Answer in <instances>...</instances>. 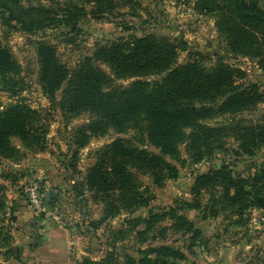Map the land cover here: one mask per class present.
Listing matches in <instances>:
<instances>
[{"label": "trees", "instance_id": "16d2710c", "mask_svg": "<svg viewBox=\"0 0 264 264\" xmlns=\"http://www.w3.org/2000/svg\"><path fill=\"white\" fill-rule=\"evenodd\" d=\"M48 1L58 8L40 1L25 6L22 0H0L2 23L27 34L50 27L71 28L74 33L85 18H134L142 9L138 0H86L84 3H93L89 11L79 0H64L62 5L57 0ZM125 8L128 12L123 13ZM193 10L197 15L214 18L220 38L225 39L226 55L216 56L211 66L207 62L212 57L193 52L183 36L129 34L96 47L91 56L70 69L61 61L55 45L47 41L36 44L42 93L60 109L67 123L89 117L73 129L75 160L79 150L92 139L105 137L111 131L122 135L134 130L137 144L158 150L152 152L120 137L94 152V163L73 189L78 196L88 191L92 200L102 205L103 217L93 224L95 229L123 213L149 208L155 198L153 187L162 188L167 180L179 178L178 165H186L185 154L190 163L198 164L218 151H227L228 138H234L237 148L232 152L240 158L254 157L264 147V117L259 122L238 119L264 104V86L239 83L246 72L226 61L227 57L256 59L264 68V8L259 0H194ZM121 27L131 30L126 23ZM181 52H188V60L180 64ZM21 70L19 61L0 39V87L13 98L19 97L27 85ZM129 80L133 81L127 86L118 84ZM41 114L23 101L3 107L0 167L5 161L19 164L28 153L45 150L47 124ZM218 118L231 121L218 126L209 124ZM14 139L21 145H15ZM144 177L151 180V186L142 185ZM17 181V175L11 172L0 173V213L7 208L5 183L13 185ZM205 191L209 194L206 204L202 202ZM191 195V202L177 200L165 212L150 211L145 218L126 220L129 229L144 227L136 231L139 243H146L150 234L156 240L166 238L169 231L180 232L189 241L183 248L194 253V248L207 240L187 217V211L202 213L204 220L236 216L237 225L248 224L249 218L244 221V215L253 208L264 210V164L254 174L243 176L234 172L232 164L224 163L199 175ZM166 221L171 225L163 226ZM5 249L4 259L21 262V247L9 245ZM137 254L134 257L125 252L121 258L110 251L100 260L86 259L83 264H181L187 259L182 248L167 244L140 248ZM248 264H264V259Z\"/></svg>", "mask_w": 264, "mask_h": 264}, {"label": "rangeland", "instance_id": "374dc122", "mask_svg": "<svg viewBox=\"0 0 264 264\" xmlns=\"http://www.w3.org/2000/svg\"><path fill=\"white\" fill-rule=\"evenodd\" d=\"M40 1L45 5H52L48 0H22L25 6L37 4ZM78 2V0H75ZM79 0L80 5H85L87 11L93 7L92 4ZM142 9L138 10L137 17H123L119 19L104 18L100 21L85 18L78 24V30L70 32L71 28L50 27L45 30L27 34L20 30H13L2 23L0 17V39L14 54L21 64V76L26 81L25 90L19 97H12L3 92L0 87V104L2 108L16 102L23 101L34 109L41 111L44 123L47 124L45 135L46 148L44 151L28 153L26 159L19 164L5 161L2 170L17 175L15 184H6V206L4 213H0V248L4 251L5 246L22 247L24 250L21 262L13 259L9 264H39L30 260L27 251H33V247L43 242L42 230L52 228L54 235H50L51 247L57 245L58 251H54L55 261L46 259L40 264H83L86 259L97 261L102 259L107 252L113 251L122 258L123 254L129 253L138 257L137 250L147 246L167 244L182 248L187 259L181 264H248L264 259V227L255 229L250 224L237 225V217L224 219H202V213L187 211V217L201 229L206 244L194 248V253L185 250L188 236L180 232L169 231L166 238L150 239L139 243L136 231L129 229L126 220L138 217H147L150 211L165 212L175 205L177 200L192 201L191 189L195 179L210 170L220 168L224 163L232 164L236 174L249 176L257 172L264 164V147L257 151L254 157L240 158L232 150L237 148L234 138H228L227 151H218L212 158L206 159L198 164L190 163L187 155H184L187 163L180 166V175L177 180H167L162 188H154L155 198L149 208H140L131 213H123L118 218L107 220L96 229L93 224L103 217V207L96 204L88 191L85 196H78L73 187L85 176L87 169L94 163V152L104 145L110 144L117 138H125L136 144V133L134 130L126 134H116L111 131L107 136L94 138L87 147L79 150L76 160L74 152L77 150L73 143L74 128L89 120L83 116L67 123L62 117L58 107H55L42 93L38 83V62L36 44L47 41L57 48L58 55L67 68H74L81 60L91 56L96 47L104 45L109 41L133 34L141 37L148 33L167 35L174 38L183 36L188 41L193 52L200 51L212 57L207 63L213 65L216 56L226 55V43L220 38L215 27V19L209 16H200L189 13L188 7H193L194 0H138ZM59 5L64 0H57ZM260 6L264 8V0H259ZM123 13L128 9H122ZM61 14V12H60ZM130 26V32L124 31L122 25ZM121 25V26H120ZM73 39L67 41V39ZM188 60V52H181L179 63ZM226 61L241 68L247 74L239 83L253 82L264 86V68L258 60L239 57L232 59L227 57ZM109 73V69L101 65ZM157 78H151L154 80ZM133 80L120 81L119 85H129ZM58 100L61 92L57 94ZM264 117V104L258 105L250 112L238 116V119L247 122H259ZM229 118H218L211 121L210 125H222L229 123ZM15 145L20 146L18 139L13 140ZM142 148L158 152L150 145L137 144ZM74 165V166H73ZM3 182V181H1ZM143 186H151V180L142 178ZM37 188L42 196L43 208H35L30 202L26 189ZM56 194L48 198L47 194ZM53 198L54 202H51ZM209 194L205 191L202 202L207 203ZM21 217V218H20ZM249 214L244 215L245 219ZM250 220V218L248 219ZM243 221V222H244ZM171 225L169 221L163 226ZM122 233H119V231ZM6 239V240H4ZM53 239V240H52ZM56 241V244L54 242ZM42 244V243H41ZM18 245V246H17ZM29 254V253H28ZM15 261V262H14ZM8 264V263H7Z\"/></svg>", "mask_w": 264, "mask_h": 264}, {"label": "crops", "instance_id": "0c3cea01", "mask_svg": "<svg viewBox=\"0 0 264 264\" xmlns=\"http://www.w3.org/2000/svg\"><path fill=\"white\" fill-rule=\"evenodd\" d=\"M54 232L55 231H53L52 228H47V229L45 228L44 230H42V232H41L42 233L41 241H43V242H41L42 244L41 243L37 244L36 245L37 247H35V248L33 247L34 248V249H32L33 251H30V252L27 251V253H26V255L29 256L30 260H34L39 264L41 261H44L46 259H50V261H55V258H52V257H54V255H55L54 251H58V248H56L57 245H54V247H51V244H49L50 243V237L52 235H54ZM54 242L56 243L55 240H54ZM56 244H58V243H56ZM3 252H4V250L2 248H0V264H7V263L9 264L11 262L9 260H11V259L15 260L14 258L4 259L3 255H2ZM23 252H24V250H23ZM15 261H17V260H15ZM17 262H19V261H17ZM52 264H53V262H52Z\"/></svg>", "mask_w": 264, "mask_h": 264}, {"label": "built area", "instance_id": "2783aa9c", "mask_svg": "<svg viewBox=\"0 0 264 264\" xmlns=\"http://www.w3.org/2000/svg\"><path fill=\"white\" fill-rule=\"evenodd\" d=\"M189 13H195L193 7L189 6ZM27 196L29 198V202L37 209L44 210L42 196L38 193L37 188H29L26 189ZM249 222L251 226L253 225L255 229H260L264 227V210L253 208L249 212Z\"/></svg>", "mask_w": 264, "mask_h": 264}, {"label": "water", "instance_id": "95a60500", "mask_svg": "<svg viewBox=\"0 0 264 264\" xmlns=\"http://www.w3.org/2000/svg\"><path fill=\"white\" fill-rule=\"evenodd\" d=\"M51 195H52L53 197H56V194H51V193H48V194H47V197L49 198Z\"/></svg>", "mask_w": 264, "mask_h": 264}]
</instances>
